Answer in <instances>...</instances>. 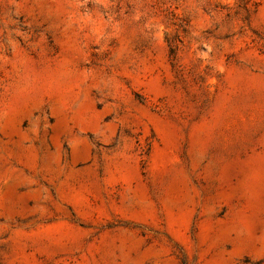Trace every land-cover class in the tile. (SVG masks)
Returning a JSON list of instances; mask_svg holds the SVG:
<instances>
[{
    "label": "rangeland",
    "instance_id": "1",
    "mask_svg": "<svg viewBox=\"0 0 264 264\" xmlns=\"http://www.w3.org/2000/svg\"><path fill=\"white\" fill-rule=\"evenodd\" d=\"M0 264H264V0H0Z\"/></svg>",
    "mask_w": 264,
    "mask_h": 264
},
{
    "label": "trees",
    "instance_id": "2",
    "mask_svg": "<svg viewBox=\"0 0 264 264\" xmlns=\"http://www.w3.org/2000/svg\"><path fill=\"white\" fill-rule=\"evenodd\" d=\"M174 55H175V48L170 46V48H169V56L171 58H174Z\"/></svg>",
    "mask_w": 264,
    "mask_h": 264
}]
</instances>
